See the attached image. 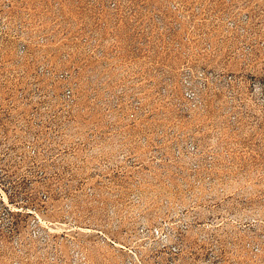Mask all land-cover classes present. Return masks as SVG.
Returning <instances> with one entry per match:
<instances>
[{
  "label": "rangeland",
  "instance_id": "1",
  "mask_svg": "<svg viewBox=\"0 0 264 264\" xmlns=\"http://www.w3.org/2000/svg\"><path fill=\"white\" fill-rule=\"evenodd\" d=\"M0 264H264V0H0Z\"/></svg>",
  "mask_w": 264,
  "mask_h": 264
}]
</instances>
